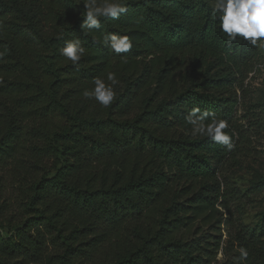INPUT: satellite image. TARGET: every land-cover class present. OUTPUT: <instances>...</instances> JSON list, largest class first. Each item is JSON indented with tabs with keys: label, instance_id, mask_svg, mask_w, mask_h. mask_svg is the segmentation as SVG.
Returning <instances> with one entry per match:
<instances>
[{
	"label": "trees",
	"instance_id": "obj_1",
	"mask_svg": "<svg viewBox=\"0 0 264 264\" xmlns=\"http://www.w3.org/2000/svg\"><path fill=\"white\" fill-rule=\"evenodd\" d=\"M83 2L0 0V228L12 234H0V264H205L189 234L218 212L237 83L262 49L229 43L207 0H126V14L88 34ZM105 33L129 36L132 49L110 52ZM77 38L79 68L59 53ZM109 72L119 83L104 108L82 92ZM193 108L212 114L205 123L227 121L231 149L190 135ZM263 237L264 227L238 235L241 264L264 259Z\"/></svg>",
	"mask_w": 264,
	"mask_h": 264
},
{
	"label": "rangeland",
	"instance_id": "obj_2",
	"mask_svg": "<svg viewBox=\"0 0 264 264\" xmlns=\"http://www.w3.org/2000/svg\"><path fill=\"white\" fill-rule=\"evenodd\" d=\"M261 66H264V49L255 71L237 83V103L230 123L236 153L235 159L228 164L225 165V161L216 167L222 186V196L216 205L218 212L211 211L209 217L197 219L189 234L191 240H201L205 264L245 262L246 259H240L238 235L255 227H264V186L257 188L254 185L264 178V67ZM227 185L231 188L229 192ZM16 187L10 183L4 186L6 197H12L11 205L19 202ZM233 193L240 194L242 199L236 201ZM11 211V215L18 216L16 207H11ZM0 234L12 235L6 228H0ZM220 253L222 258L217 259ZM255 261V264H264V259Z\"/></svg>",
	"mask_w": 264,
	"mask_h": 264
},
{
	"label": "clouds",
	"instance_id": "obj_3",
	"mask_svg": "<svg viewBox=\"0 0 264 264\" xmlns=\"http://www.w3.org/2000/svg\"><path fill=\"white\" fill-rule=\"evenodd\" d=\"M128 12L126 0H84L80 16L83 18L81 30L85 34L94 33L102 27V20H119ZM211 19L223 33L229 43H236L238 39L245 41L253 48L264 49V0H213L211 6ZM103 44L110 52L116 54L127 53L133 47L132 40L127 35L118 33L103 34ZM8 53L5 46L0 50V60ZM59 53L73 66L79 68V62L86 53L85 47L79 38L65 40ZM126 59V57H121ZM264 67V66H261ZM105 79L97 76L93 78L94 87L85 89L82 96L94 99L104 108L109 107L116 98L115 85L119 83L116 74L109 72ZM212 115L207 110L193 108L185 117V122L190 125V135L207 136L214 142L233 147L231 136L224 130L229 127L226 120L213 118L210 123H205ZM240 259H247L248 251L240 248ZM220 253L217 259L222 258Z\"/></svg>",
	"mask_w": 264,
	"mask_h": 264
}]
</instances>
